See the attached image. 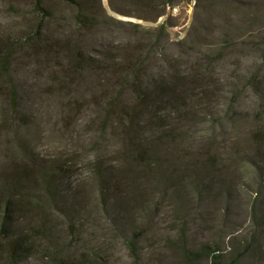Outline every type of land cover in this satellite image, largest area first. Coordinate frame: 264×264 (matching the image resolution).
I'll return each mask as SVG.
<instances>
[{
	"label": "rangeland",
	"instance_id": "374dc122",
	"mask_svg": "<svg viewBox=\"0 0 264 264\" xmlns=\"http://www.w3.org/2000/svg\"><path fill=\"white\" fill-rule=\"evenodd\" d=\"M43 6L0 62V264H264V0ZM38 17L0 0L1 49Z\"/></svg>",
	"mask_w": 264,
	"mask_h": 264
},
{
	"label": "trees",
	"instance_id": "16d2710c",
	"mask_svg": "<svg viewBox=\"0 0 264 264\" xmlns=\"http://www.w3.org/2000/svg\"><path fill=\"white\" fill-rule=\"evenodd\" d=\"M30 1L32 2L33 8L37 12L39 17L36 18L35 22L33 21L34 23H32L31 31L28 33H25L22 37H20V39H18L17 41H12L10 38H7L5 41L2 42L3 44L2 49L0 45V62L4 60L5 51L10 52V50L13 49L15 46L19 47L20 49L27 48V46H31L29 44L32 43V41L34 42V45H35V40L37 41L39 37L41 36L40 34H42V31L45 27V21L48 18V13L46 12L43 6L44 0H30ZM3 48L5 49V51ZM2 50H3V53H1ZM130 73H122L121 76H134L133 71ZM194 76H197V75H194ZM140 107H139L138 112L134 110L133 113H130L127 108H124V110L123 109L121 110V113H119V111L116 113V117L117 119L121 121H124V119H127V118H128L127 120L129 121H134L145 113V111L142 112V109ZM122 114H124V116H122ZM5 243H0V253H5V254L8 253L9 255L8 257H11L12 259L19 258L21 254H24L25 250L27 249L26 245H28V242L26 241V239L24 240V237L22 235H19L16 238H12L8 243H6L8 244V246H6ZM243 256H244V253L242 252L236 254L235 257L231 259L228 264H237L238 261ZM195 257H198V256H195ZM220 257L221 256L219 255L218 252H214L211 255V264H220L221 263Z\"/></svg>",
	"mask_w": 264,
	"mask_h": 264
},
{
	"label": "built area",
	"instance_id": "2783aa9c",
	"mask_svg": "<svg viewBox=\"0 0 264 264\" xmlns=\"http://www.w3.org/2000/svg\"><path fill=\"white\" fill-rule=\"evenodd\" d=\"M167 11L169 12V13H171L172 15H176V13L178 12V7H168L167 8Z\"/></svg>",
	"mask_w": 264,
	"mask_h": 264
}]
</instances>
